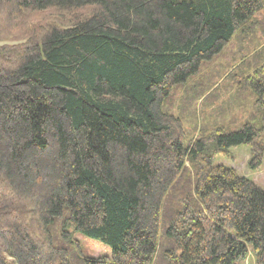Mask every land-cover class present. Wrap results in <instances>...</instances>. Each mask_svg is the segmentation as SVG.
Here are the masks:
<instances>
[{
    "label": "trees",
    "instance_id": "obj_1",
    "mask_svg": "<svg viewBox=\"0 0 264 264\" xmlns=\"http://www.w3.org/2000/svg\"><path fill=\"white\" fill-rule=\"evenodd\" d=\"M258 12L264 0H0V36L30 37L0 48V264H264V191L213 163L247 146L261 164L264 48L231 85L198 75ZM246 89V119L208 121ZM76 234L109 255L82 256Z\"/></svg>",
    "mask_w": 264,
    "mask_h": 264
},
{
    "label": "rangeland",
    "instance_id": "obj_2",
    "mask_svg": "<svg viewBox=\"0 0 264 264\" xmlns=\"http://www.w3.org/2000/svg\"><path fill=\"white\" fill-rule=\"evenodd\" d=\"M57 15H47L46 20L54 21L57 20ZM253 20H256L254 24H250L247 27V33L238 35L237 38L232 39V41L224 47L223 51L220 55L217 56L216 59L213 61L201 65L199 77L201 79L200 82H207L211 83L214 81L215 73L218 72L217 69L221 74H223V79L220 80L219 86L223 87L222 84L229 83V85L233 84V82L230 79V76L233 75L235 70L240 66V59L244 56H246L245 59L249 60V58L254 53L252 49L258 48H264V15L261 14V12H258L253 17ZM253 32V33H252ZM28 31L27 30H18L16 33H13L12 35H3L0 36V48L7 47V48H14V47H20L27 44L30 37H28ZM246 35V36H245ZM251 52V53H249ZM249 53V54H248ZM249 65V64H248ZM224 80V81H223ZM196 84V83H194ZM193 89V88H192ZM180 91L183 92V87L179 88ZM233 90V89H232ZM231 90V92H232ZM174 92V95L172 96L171 100L174 101V104L176 105L177 98L181 97L180 93H176V89ZM227 93V91H224L220 98V103L226 102L224 107V114L222 119H209L208 121H216V122H223V123H230L232 122L231 119H246L251 113H253V110L250 107V104L253 103L254 98L250 94L249 90H244L238 96H236V100L231 104L232 105V111H229L227 114V108L229 107L228 100L232 93ZM193 107L196 109V112L199 114L197 118L198 122L204 121L201 111H203L205 114H209L211 112V105L208 102H205V100L211 102L207 99L206 95L202 96ZM232 97L229 99V102L231 103ZM219 103V104H220ZM218 103L213 104L215 107L219 105ZM214 109V108H213ZM210 116H214L213 113L210 114ZM216 117V116H215ZM214 118V117H213ZM188 120V121H187ZM183 119V125L185 128H189V126H192V119ZM237 127V126H235ZM250 157V150L247 146H238L230 149V152L228 156L222 157L218 156L214 159V164H223L225 166L233 168L239 175H242L249 180H251L256 187L264 191V152L261 159V164L258 169L252 170L248 166V161ZM36 236L39 237V230L36 228ZM74 238L79 241L80 245V253L84 257H90V258H98L102 256H108L110 251L109 248L93 239H89L85 236H82L80 234L74 235ZM236 264H254L253 258L251 255H248V257L240 261Z\"/></svg>",
    "mask_w": 264,
    "mask_h": 264
}]
</instances>
